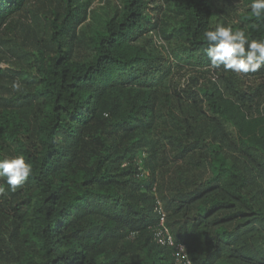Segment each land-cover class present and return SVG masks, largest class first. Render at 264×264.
<instances>
[{"label": "trees", "instance_id": "16d2710c", "mask_svg": "<svg viewBox=\"0 0 264 264\" xmlns=\"http://www.w3.org/2000/svg\"><path fill=\"white\" fill-rule=\"evenodd\" d=\"M152 1L0 0V158L32 166L0 178V264H176L157 199L191 264H264V65L213 68L203 39L264 19Z\"/></svg>", "mask_w": 264, "mask_h": 264}, {"label": "clouds", "instance_id": "9594fccd", "mask_svg": "<svg viewBox=\"0 0 264 264\" xmlns=\"http://www.w3.org/2000/svg\"><path fill=\"white\" fill-rule=\"evenodd\" d=\"M252 15L264 19V0H252L249 5ZM203 39L207 42L206 53L211 67L231 70L237 74L256 72L264 65V39L246 34L244 28L234 30L231 25L217 23L205 30ZM19 88V84H14ZM32 174V166L24 155L0 158V178L6 180L10 190L15 191ZM3 186L0 185V192Z\"/></svg>", "mask_w": 264, "mask_h": 264}, {"label": "built area", "instance_id": "2783aa9c", "mask_svg": "<svg viewBox=\"0 0 264 264\" xmlns=\"http://www.w3.org/2000/svg\"><path fill=\"white\" fill-rule=\"evenodd\" d=\"M157 211L161 214L160 216V226H158L155 230V239L157 242L163 245H170L175 248L174 256L176 260V264H191V259L189 257L188 251L186 247L181 244L177 243L170 233L169 229L166 228V213L163 210L162 204L160 199H157Z\"/></svg>", "mask_w": 264, "mask_h": 264}, {"label": "rangeland", "instance_id": "374dc122", "mask_svg": "<svg viewBox=\"0 0 264 264\" xmlns=\"http://www.w3.org/2000/svg\"><path fill=\"white\" fill-rule=\"evenodd\" d=\"M119 0H93V5H92V9L96 12L97 15H103L105 12L110 10L111 5H115L118 4ZM233 5L235 7L238 8V10H243L244 7L248 6L249 4H247L246 0H230ZM155 5H162L165 6V0H153L150 3V10L154 13L155 11L157 12L158 10H153ZM156 12L154 13V15L156 16ZM168 13V12H167ZM168 14H172V13H168ZM161 17V15H160ZM91 21V20H90ZM91 22H94V20H92ZM158 43L161 44H166L163 40V38L159 37L156 38ZM0 66H5L4 63H0ZM245 80V85L248 86H257L262 80L261 79H257V78H247L244 77Z\"/></svg>", "mask_w": 264, "mask_h": 264}]
</instances>
